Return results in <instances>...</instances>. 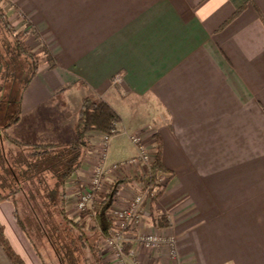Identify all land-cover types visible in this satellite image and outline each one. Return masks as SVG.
Instances as JSON below:
<instances>
[{
    "label": "crops",
    "instance_id": "1",
    "mask_svg": "<svg viewBox=\"0 0 264 264\" xmlns=\"http://www.w3.org/2000/svg\"><path fill=\"white\" fill-rule=\"evenodd\" d=\"M0 8L17 30L34 26L57 61L51 68L41 43L27 38L41 58L11 137L75 141L91 93L121 117L122 132L106 144L95 133L68 183L71 218L91 219L78 202L98 166L109 187L126 180L112 216L146 189L147 169L122 165L138 155L130 137L138 134L161 145L169 174L127 235V264H264V0H0ZM67 92L80 102L75 113ZM14 208L0 200L5 235L26 264H42ZM147 236L161 243L147 247ZM106 239L104 262L119 264ZM0 264H14L1 244Z\"/></svg>",
    "mask_w": 264,
    "mask_h": 264
},
{
    "label": "trees",
    "instance_id": "2",
    "mask_svg": "<svg viewBox=\"0 0 264 264\" xmlns=\"http://www.w3.org/2000/svg\"><path fill=\"white\" fill-rule=\"evenodd\" d=\"M0 16L14 36L9 48L2 50L5 56L0 54V200L13 203L15 219L42 264H106L101 242L112 234L116 219L111 207L126 180L115 181L109 192L100 194L95 227L83 217L68 215V183L93 149L95 133L111 135L121 117L109 103L91 93L83 98L75 141L26 144L11 137L7 130L20 119L23 93L36 76L41 58L27 42L29 34L41 43L51 68L57 67V61L34 26L28 23L19 31L3 9ZM157 150L145 186L154 202L165 188L157 183L160 176L169 174L161 161L160 144ZM0 244L14 264H26L12 248L1 223Z\"/></svg>",
    "mask_w": 264,
    "mask_h": 264
},
{
    "label": "built area",
    "instance_id": "3",
    "mask_svg": "<svg viewBox=\"0 0 264 264\" xmlns=\"http://www.w3.org/2000/svg\"><path fill=\"white\" fill-rule=\"evenodd\" d=\"M119 80L120 79L117 78L116 82L119 83ZM120 132L122 131H119L116 128L112 131L111 135L105 134L104 143L106 144L111 136L119 134ZM123 133H127V131H123ZM130 137L138 149V155L122 165H143L147 169L148 173L150 171L151 164L157 159L158 150L156 147L152 148L147 146L142 136L138 134H133ZM107 174L108 172H105L100 166L96 167L94 170L89 188L87 190H83L79 195L78 209L82 213H89V216H93V208L96 202L95 200L99 193H103V191L107 188ZM167 180L168 176L163 174L160 176L157 183L161 187L167 183ZM148 197H150L149 190L145 189L136 195L135 198H133V200L118 214L114 215L116 219L115 226L112 229L111 236L106 239V243L116 255L119 264H127L124 255V244L128 238L127 235L133 229L134 223L137 219H139L143 203ZM141 241L147 247L161 243V239L156 236L142 237ZM172 252L174 254V251Z\"/></svg>",
    "mask_w": 264,
    "mask_h": 264
},
{
    "label": "rangeland",
    "instance_id": "4",
    "mask_svg": "<svg viewBox=\"0 0 264 264\" xmlns=\"http://www.w3.org/2000/svg\"><path fill=\"white\" fill-rule=\"evenodd\" d=\"M0 9H3V8H0ZM4 11H5V9H3ZM20 17L22 18V21H23V16L22 15H20ZM31 35V33L29 34V36ZM28 36V37H29ZM31 37H33V34L31 35ZM14 39V36H13V34L9 31V29L7 28V26H6V24H5V22H4V20L2 19V17L0 16V54L4 57L5 55L4 54H2L3 52H2V50L3 51H5L6 49H8L9 47H8V45H11L10 43H11V40H13ZM30 41H31V39H30ZM9 42V43H8ZM16 87H18V85H16L15 86V88ZM67 94H69L70 96H69V100H68V109H69V112H72V113H75V111L74 110H77V108H78V104H80V102L78 101V99H76L74 96H75V94H72V92H67ZM74 95V96H73ZM68 98V97H67ZM121 108H123L124 110H125V113H127V107H121ZM71 114V113H70ZM157 157H158V153H157ZM107 186H108V184H107ZM112 187V186H111ZM111 187H109L108 186V188H106L105 189V191H107V192H109L110 190H111ZM143 191V190H142ZM104 192V191H103ZM105 193V192H104ZM140 193V192H139ZM100 194L101 193H99V195L97 196V198H96V202H95V206L98 204V202H101L102 200V198H101V196H100ZM136 195H138V193L136 194ZM135 198V197H134ZM147 200H149L148 198H147ZM87 215H90L89 213L87 214ZM89 218H91L92 219V217L91 216H89ZM91 219H89V220H85L86 221V223L90 226H92V222L90 221Z\"/></svg>",
    "mask_w": 264,
    "mask_h": 264
}]
</instances>
